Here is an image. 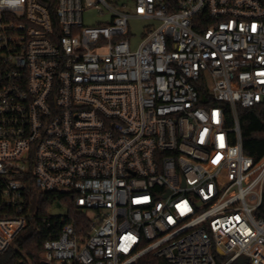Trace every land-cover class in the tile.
I'll return each mask as SVG.
<instances>
[{"label": "built area", "instance_id": "built-area-1", "mask_svg": "<svg viewBox=\"0 0 264 264\" xmlns=\"http://www.w3.org/2000/svg\"><path fill=\"white\" fill-rule=\"evenodd\" d=\"M131 19L158 24L136 49ZM240 108L264 110V0H0V254L31 192H64L88 232L65 222L40 264H264Z\"/></svg>", "mask_w": 264, "mask_h": 264}, {"label": "trees", "instance_id": "trees-1", "mask_svg": "<svg viewBox=\"0 0 264 264\" xmlns=\"http://www.w3.org/2000/svg\"><path fill=\"white\" fill-rule=\"evenodd\" d=\"M47 5L54 14L56 0H39ZM55 18V16H54ZM205 92L202 90V96ZM228 113L229 125L233 121L228 104H220ZM242 138L245 155L259 161L264 157V110L261 108L239 109ZM56 204L68 206L69 214L54 217L50 208ZM26 212L31 218L26 228L13 240L9 249L0 254V264H40V254L46 241L58 239L63 231L65 222H73L76 229L88 232L87 218L78 212L75 207V195L69 193H39L31 192V197L26 205ZM218 264H225L229 258L216 256ZM137 264H168L164 259L149 255ZM232 264H251L246 257H241Z\"/></svg>", "mask_w": 264, "mask_h": 264}, {"label": "rangeland", "instance_id": "rangeland-1", "mask_svg": "<svg viewBox=\"0 0 264 264\" xmlns=\"http://www.w3.org/2000/svg\"><path fill=\"white\" fill-rule=\"evenodd\" d=\"M112 5L115 4V0H108ZM130 14H135V6H131L129 9ZM106 21V18L101 16L100 11L95 8L86 10L84 12V23L87 27L103 25ZM130 38L132 39V49H136L140 42L143 40V34L146 28L149 26L156 25L157 23L146 21V20H137L131 19L130 21ZM50 214L54 217L67 216L69 214L68 206L65 204L59 205L56 204L50 208Z\"/></svg>", "mask_w": 264, "mask_h": 264}]
</instances>
